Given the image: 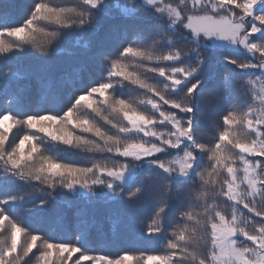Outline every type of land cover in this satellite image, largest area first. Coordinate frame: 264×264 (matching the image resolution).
<instances>
[{"label":"snow or ice","instance_id":"snow-or-ice-1","mask_svg":"<svg viewBox=\"0 0 264 264\" xmlns=\"http://www.w3.org/2000/svg\"><path fill=\"white\" fill-rule=\"evenodd\" d=\"M13 8L0 264H264V0Z\"/></svg>","mask_w":264,"mask_h":264},{"label":"trees","instance_id":"trees-1","mask_svg":"<svg viewBox=\"0 0 264 264\" xmlns=\"http://www.w3.org/2000/svg\"><path fill=\"white\" fill-rule=\"evenodd\" d=\"M121 2H126V0H121ZM25 4V0H14V8H13V13L17 14L20 12L22 7ZM27 83V82H25ZM32 87L35 88V82L32 81ZM19 134V130H18ZM200 135H204L203 131L200 133ZM95 220H96V226L97 230L105 235V236H111L113 231H116L119 233L122 229V225L116 218H108V215L106 211L102 208L99 207L95 213ZM108 251L110 254H115L116 251L119 249L116 246H109L105 249Z\"/></svg>","mask_w":264,"mask_h":264}]
</instances>
